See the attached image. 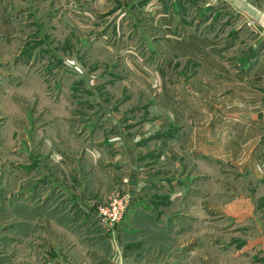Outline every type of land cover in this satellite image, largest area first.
Returning <instances> with one entry per match:
<instances>
[{"label": "rangeland", "instance_id": "374dc122", "mask_svg": "<svg viewBox=\"0 0 264 264\" xmlns=\"http://www.w3.org/2000/svg\"><path fill=\"white\" fill-rule=\"evenodd\" d=\"M194 2L174 0L172 8L170 0H0V264L47 259L43 255L39 261L35 248L51 242L52 209L62 213L60 222H72L65 171L56 174L62 188L47 180L35 190L36 182L58 170L51 149L60 152L56 160L65 166L79 164L80 152L106 154L101 170L108 172V187L100 204L124 194L130 197L109 230L96 225L98 219L92 228L73 222L76 237L83 238L99 264H108L113 243L120 244L127 264H264V157L200 156L186 136L175 164L156 169V183L150 184L162 189L164 181L159 180L172 177V189L180 186V195L170 201L155 190L150 197L161 204L152 208L151 198L133 202L122 188L130 182L129 165H162L153 152L140 153L131 162V151L147 144L130 143L132 138L142 134L147 120L163 124L160 136L179 135L182 106L196 97L184 87L200 65L182 59L173 41L193 33H184L181 18L188 24L200 19ZM177 3L185 4V14ZM234 17L216 16L221 24ZM209 101L202 99L205 105ZM153 107L159 115L148 113ZM120 139L127 140V149L117 145ZM245 146L243 152H249L253 144ZM121 150L125 154L116 160ZM24 159L30 160L28 166ZM146 172L133 171L142 188L153 177ZM96 180L98 175L91 173V194ZM26 186L35 188L24 197ZM19 198L28 200L30 208L22 207ZM231 201L247 208L242 206L240 214L237 208L232 211L227 205ZM61 245L66 247V242ZM22 248L32 250L24 253Z\"/></svg>", "mask_w": 264, "mask_h": 264}, {"label": "crops", "instance_id": "0c3cea01", "mask_svg": "<svg viewBox=\"0 0 264 264\" xmlns=\"http://www.w3.org/2000/svg\"><path fill=\"white\" fill-rule=\"evenodd\" d=\"M173 1L170 0L172 8L174 7ZM191 1L188 0L189 3ZM194 1L193 5L196 13H199L198 15L202 22H205V20L206 22L202 23L200 19L195 17L193 23L188 24L185 18H181L184 33L187 31H192L193 33L186 34L184 40L174 38L176 40L173 41L177 43L176 46L179 47L178 50L182 59L192 60L200 65L199 73H195L193 79L186 82L184 87L187 92L194 91L196 97L186 100L187 102L182 106L183 116L179 118L182 128L179 130V135L160 136L163 124L156 120H147L142 134L134 136L132 141H130V143L147 142V144L138 146L137 149L139 150L131 151L134 158L132 157L130 161H134L135 158L137 160V156L141 155L140 153L147 154L148 152L156 153L162 159V165L158 163L156 165L157 168L155 164L151 165L150 162L144 168L137 167V165H134V167L129 165V178L127 181L130 180V182L129 184H124L122 188H126L129 191L133 202L137 199L136 201L140 200L139 203H141L143 199L151 198L150 195L155 190L159 192L161 190L162 192L160 193H163L164 197L170 201L172 197L182 193L180 186H178V190L172 189L175 182L169 176L159 180L161 183L164 181L162 189L155 188V186L150 184L155 179L154 175L157 173L154 174V172H156V169L162 167L167 169L175 164L174 162H176L177 155L183 148L182 142H185L184 138L186 136H188V142L193 144L194 151H197L200 156H214L223 160V157L236 156L240 153L245 159L250 158L251 154L258 159L264 157V0ZM178 7L182 15L186 13L185 4H180ZM222 15L225 17L234 15L235 20L230 18L223 19L221 24L216 16ZM202 29L210 31L211 35L201 33ZM220 41L225 44L226 52L221 50L224 47L219 48L221 46ZM184 79H187L186 76H184ZM246 79L249 82H246ZM205 97L210 98L207 105L202 103V99ZM150 109L148 113L152 111L154 114L156 113L155 115H159V111H154L157 108L153 107ZM209 113L211 115H208ZM168 122L174 123V120L168 118ZM184 131H188V135ZM57 139V136L53 137V140ZM53 140H51V143H59V141ZM3 142L5 145V140ZM117 143L121 149H127V140L120 139ZM247 143L253 144V146L249 149V152L248 150L243 152ZM51 146L54 145L51 144ZM217 146H220V149ZM42 148L41 150H43ZM83 150L87 149L82 147ZM87 151L79 153L81 159H83L80 160L79 164L77 162L71 166H65L64 162L56 160L58 159L57 156L60 157L58 155L60 152L51 149V161L54 162L55 167L59 165L62 168L58 166L56 172L52 171L50 179L43 178L41 181L36 182L35 187H37L35 190L41 188V182L46 181L48 183L47 180H50V186H58L60 184H58L57 175L65 171L63 173L68 177L65 179V187L73 209V212H71L73 219H71L72 222L69 225L60 222L62 213H57V210L54 209L51 210L53 214L51 213L52 215L48 216L52 226V230L48 233L51 242L49 246L35 248V251H40L39 253L36 252V254H39V261H41L43 255L47 256V259H43L38 264H99L93 257L94 253L83 244V238L78 239L76 231L73 230L74 221L84 225L86 228H92L96 225L101 226L98 223L96 224L97 217L94 214L97 206L104 199L108 187L106 184L108 172H105L104 168L101 170V164L104 165L106 163L107 155H103L99 150L96 151L97 155L92 154L90 150ZM124 154L123 150H121L115 156V159L117 160L118 156L122 157ZM244 157L242 165L247 167ZM35 158L39 159V156L36 154ZM24 160L25 165L28 166L30 160ZM35 162L34 167L38 165L37 160ZM260 164L264 166V163L261 162ZM135 168L137 170L146 169V173H152L153 177L146 178V181L149 182V185H146L147 187L142 188L144 186V184H141L142 182L139 184V175H136L137 181L134 182L136 178H133L132 175ZM21 171H24V169H21ZM26 173L28 171L25 170L22 174ZM91 173L98 175V181H95L96 185L93 188L95 193L93 194H91L92 185L89 183L91 181ZM169 178L171 180L166 181ZM34 188L31 186L24 187V197H27L25 195L27 191ZM153 200L154 198L150 199L152 208L161 204L158 199L157 201ZM19 202L22 207L30 206L28 200L23 201L21 198ZM227 205L230 206L232 211L238 210L237 213L239 214L242 213L240 212L243 209L241 207L245 206L244 203L238 204L237 201H231ZM234 208L237 209L235 210ZM24 211L26 216H28L30 211L28 209H24ZM43 214H36L35 217L38 218L37 216H43ZM41 238H43L42 235ZM61 241L62 244L66 242V247L61 245ZM113 245L110 244L108 264H127V258H123L121 251H119L120 244L114 247ZM22 250L25 253L31 252L32 249L22 248Z\"/></svg>", "mask_w": 264, "mask_h": 264}, {"label": "built area", "instance_id": "2783aa9c", "mask_svg": "<svg viewBox=\"0 0 264 264\" xmlns=\"http://www.w3.org/2000/svg\"><path fill=\"white\" fill-rule=\"evenodd\" d=\"M129 201L130 197L127 194H124L119 197H114L109 202L98 205V223L108 230L111 229L121 218Z\"/></svg>", "mask_w": 264, "mask_h": 264}]
</instances>
